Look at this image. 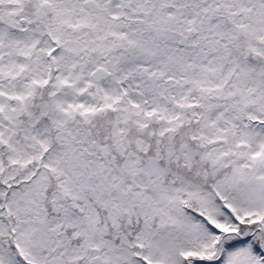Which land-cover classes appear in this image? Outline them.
Here are the masks:
<instances>
[{"label":"snow or ice","instance_id":"1","mask_svg":"<svg viewBox=\"0 0 264 264\" xmlns=\"http://www.w3.org/2000/svg\"><path fill=\"white\" fill-rule=\"evenodd\" d=\"M0 264H264V0H0Z\"/></svg>","mask_w":264,"mask_h":264}]
</instances>
